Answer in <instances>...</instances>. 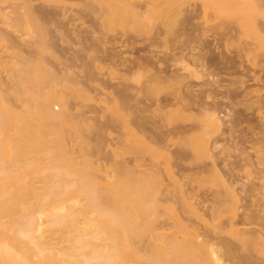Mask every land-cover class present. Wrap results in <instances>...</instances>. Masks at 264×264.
<instances>
[{
    "label": "rangeland",
    "instance_id": "1",
    "mask_svg": "<svg viewBox=\"0 0 264 264\" xmlns=\"http://www.w3.org/2000/svg\"><path fill=\"white\" fill-rule=\"evenodd\" d=\"M194 4L201 9L196 21L209 35L234 27L239 43L262 45L247 59L252 69L264 65L260 63L264 62V0H0V157L8 170L6 176L0 167V182L12 192L17 187L16 192L27 198L46 197L57 184L59 192L51 196L52 205H57L61 214L78 213V235H84L85 230L86 234L104 232L98 242L88 239L117 253L120 258L114 264H264V164L240 169L233 163L247 155L229 151L228 160L238 176L233 177L237 184L231 185L232 178L224 175L228 169L220 164L222 158L218 169L229 180L226 182L206 174L211 166L206 165L211 161L208 152L195 154L198 159L194 161L189 159L192 152L185 151L188 155H177V161V144L170 146L175 138L170 139V130L186 122L172 113L162 121L155 112L144 110L146 106L155 109L154 99L146 93L137 97V83L130 78V71L122 61H115L120 56L137 55L155 29L169 20L177 26L184 14L180 7ZM133 7L136 13L148 9L152 25H137L140 16L133 13ZM223 23L227 28L222 31ZM128 41L131 46L135 43L131 48L137 47H127ZM237 41L226 49L235 51ZM180 88L167 92L181 96ZM162 92L167 93L161 91L157 97L166 95ZM263 112L257 111L260 126L264 124ZM142 125L150 136L139 132ZM155 136L168 151H154L157 144L148 141ZM19 147L27 153L17 158ZM249 152L254 155L253 150ZM151 157L158 159L156 167L138 162ZM38 164L41 168L57 167L58 172L49 169L41 173ZM101 209L119 215L121 222H115V214L99 216ZM46 219L44 216V229L48 231ZM109 219L121 223L120 227ZM104 227L105 231L101 230ZM55 229L47 233L58 237L60 248L72 244L66 241L63 228ZM76 243L90 261L95 259L97 249L80 250L82 243ZM90 263L98 264L96 260Z\"/></svg>",
    "mask_w": 264,
    "mask_h": 264
},
{
    "label": "bare ground",
    "instance_id": "2",
    "mask_svg": "<svg viewBox=\"0 0 264 264\" xmlns=\"http://www.w3.org/2000/svg\"><path fill=\"white\" fill-rule=\"evenodd\" d=\"M138 6H140L141 8V6L143 5H138ZM181 7L180 9L179 8L178 9L180 11L182 10V12L184 13L183 14L184 16L183 15L182 16L184 18H182L181 16V20L179 19L181 23L178 24L179 26L178 25L176 26L175 23H171L170 20L169 23L165 21L164 23L165 26L162 27L159 26L157 29L154 30L155 35H153V37L150 36L152 38L149 39V43L146 42L147 45L145 46L143 45V47L140 46L141 52L138 53L137 51V55L132 54L129 57L124 56L127 59H124L122 56H120L118 59L121 60L118 59L116 60L115 58V61L117 62L122 61L120 63L125 67V69L130 71L131 74L130 78L135 80L136 81L135 83H137L135 85V88L137 90V95L136 94L135 95L137 97H141L142 95L145 96L146 93L147 97L150 96L151 99L152 98L154 99L153 101L155 102V105H157L155 109H153L155 111H153L149 106L148 107L146 106L147 108L144 107V110H148L149 112L150 111L155 112V115L157 117H160L162 121H165L167 119L166 117L170 115V113H172L178 116V119L181 120L183 119L184 121H182V123L184 122L187 123L188 120L192 122V123L190 122V124L189 123L187 124L185 123L183 125L181 124V126L178 124L180 127L171 130L168 129L170 130V134L172 133L171 134L172 137L170 136V139L173 137L176 138V141H173L175 140V138L171 140L169 139L170 142L172 141L170 143V146L172 144L173 145L177 144L176 146L178 148L175 146L176 148L174 150V152L177 153L174 154L176 156L180 155L179 157H183V155H188L184 153L185 151H189V153L191 151L193 157L189 159H193L194 161H197L198 155H196L195 157V154H200L201 152H206V153L208 152L211 161L210 164H206V165H211V166L209 167L206 174L218 177L220 181H224V182L229 181L225 178V176H228L229 179L232 178L231 180L232 184L230 182L229 183L231 185H234L237 184V182H235L236 179L234 178H237L238 176L237 173L235 172L236 168H234L232 163L228 160L229 158L231 160V157L228 156L230 154L229 151L230 152L232 151L233 153L239 152V154L247 155L245 159H241L239 162L237 161L233 163V164H238L237 167H240V169L241 168L243 169L246 166L253 165L254 167L255 165V167H257L259 164H264V124L260 126L257 123V119H258L257 111L258 109H264V65L259 66L260 67L259 69L256 67H255L256 69L255 68L252 69L250 67L251 65L249 66L248 64V59H247L252 53H255L254 55H256V52L262 48V45L260 47L259 44L254 43L253 41H249V42L243 41L240 42L241 43L240 45L236 37L239 33L237 28L231 27L232 28L231 29L230 27H228V29L230 28V30L226 32L227 26L225 28L224 23L221 24L220 26L221 30L222 28L226 29L223 33L217 32V34L214 33L215 35L214 34L209 35L207 33L208 30L205 28V26H203L201 23L196 21V19H198V17L201 14V13L199 14V12H201V9H199L197 4H194L189 8L184 7L185 9ZM140 10L137 11V13L134 11V7L132 10L134 14L136 13L137 15L140 16V20L137 22V25L140 26L152 25L151 22L152 17L148 9L142 12ZM173 19L171 18L172 22ZM228 24L229 26H232L233 23L232 24L228 23ZM262 31L264 32V29H262ZM233 32L234 33L236 32V34H234ZM171 35L173 37H171ZM133 36L135 37V35ZM145 40L143 39L142 41L145 42ZM133 41L135 42L134 39ZM137 41L139 40L137 39ZM236 41L238 42L239 46L237 47L234 46L236 47V49H234L235 51L229 52V50L226 49L227 44L230 45V43L232 44ZM127 43H126L127 47L130 48L135 44L133 43V45L131 46L132 43L130 44V41H128ZM134 47L136 48L137 46L135 45ZM133 48L131 49L133 50ZM120 54L121 53L119 52V55ZM262 61L263 60H261L260 63L264 64V62L262 63ZM120 63L119 65H121ZM200 77H204V78L207 77V78H205L204 81L202 79V82H197L196 79ZM144 78L147 81L144 80L142 82V79ZM250 81H252V83H250ZM153 86L155 87L154 92L152 88ZM180 87H182L183 90L181 92L182 95L180 94L179 91L181 89ZM146 88L148 89V91L146 90ZM178 88H179L178 90L179 94L181 96H177V93L176 94L173 93ZM170 89H173L172 93L167 92ZM161 91H166L167 93L162 92V94L165 93L166 95L164 97L160 96L159 98L157 96L161 95L159 94V92ZM152 95L153 97H151ZM150 98L147 99L150 100ZM153 101L151 103L152 106L154 104ZM141 103L144 102L142 101ZM260 116L263 117L262 115ZM244 123H246L247 125L244 126L243 125ZM143 127L144 125H142V127H139L140 128L139 132H141L142 134H146L145 128ZM156 127L157 125L154 124V128ZM157 128H159V126ZM147 130L151 131L154 134V132L151 129L147 128ZM2 135L6 136L5 138L7 139L6 133L2 132L1 136ZM146 135L150 136L149 134ZM156 137L157 136H155L156 141L154 140V138H152L151 141L147 140L148 142H150V144L152 143L157 144V149H154V151L157 152L159 150L162 153L164 152V150L168 151L166 147L160 144L159 141L160 139L158 140L156 139ZM10 139L9 142H11ZM34 145L37 146L38 144L35 142ZM36 146H33L32 148L34 149L36 148ZM222 147L224 150L222 149ZM250 150L254 151L255 156L249 152ZM223 152L224 154L226 153V155H223ZM15 153H16V157L20 158L21 156H24L27 153V151L25 148L19 147V149L16 150ZM219 153H221L222 155ZM233 156L235 155H232V157ZM236 157L237 156H235L234 159H236ZM255 157L257 158V160ZM219 158H222L223 160V161L221 160L222 162H220V164L222 163L224 167L228 169L227 173L224 174L225 176L222 174L223 171L220 172V170L218 169ZM29 160L32 163L36 162L33 158H29ZM176 160L178 161V156ZM138 162L140 163L143 162L144 167L146 166L145 162H149L151 165L153 164L152 167L153 166L156 167V165L159 164L158 159L156 157L153 158L151 157L148 159V161L139 158ZM239 163H241L240 166ZM39 164L42 165V163ZM39 164L37 165V167L39 168V170L41 169V173L42 171H46V170L49 171V169H51L52 172H56L58 170L57 167L49 168L51 167L49 165H48L49 167H45L43 165L45 168H41L40 167L41 165ZM3 165H4L3 160L0 157V167L2 169V173L4 172L3 174L6 175L5 172L8 173V170L5 169ZM152 167L150 166V168ZM2 176L3 175H1V177ZM23 182L25 183V181ZM22 187H23V183H22ZM34 188L36 189V187ZM16 189L18 190L17 187ZM31 189L33 188H30V191ZM60 189L62 190V188ZM63 190L65 192L66 187L65 189L63 187ZM14 191L15 189L13 190V192L9 191V189L7 188V184L0 182V264H91L90 262H92L93 260H96L98 264H114L120 258L117 253H112V251H107L104 247H101V245H99L100 247L99 246L97 247L95 243H93L94 240L96 241L97 239L101 240L100 237L104 236V232H100V231L99 233L95 232L94 233L95 237H94L93 233L86 234L87 230H85L86 232H84L85 233L84 235H78L77 232H79V229L76 227L77 224L80 225L79 222H77V220H79L77 219L78 213L70 210L66 214H61L60 212L57 211L59 207L57 208V205L56 206L52 205L54 199L51 197V196H55L57 192H59V186H57V184L56 187L53 186L49 190V192L47 191L48 195L46 197L33 195V197L27 198L24 195H22L20 191L18 192L15 191L16 193ZM242 191H246V188L245 190L243 189ZM9 192L10 194L14 193L12 194L14 196L10 195ZM92 192L93 191L91 190V195L92 197H94L93 196L94 192L93 193ZM50 201L51 203L48 204V202ZM62 208H60V210ZM99 211H98V215L101 214L103 218L106 216L107 218H109L110 216H113V214H115L112 213L111 210L110 213L109 211L107 212V210H103V209ZM87 215H85V217ZM44 216L45 217L47 216L46 223L49 229L48 231L44 229V227L46 226L44 225L45 224ZM118 216L119 215L113 217L116 219L117 218L120 219V217ZM116 219H114L115 222L116 221L121 222V219L120 220H116ZM110 221L113 222L114 225H119L120 227L121 223L115 224L113 220L109 219V222ZM91 222L94 223L92 220ZM81 226L83 227V225ZM98 226L101 225L99 224ZM57 227L59 228L57 229ZM55 228L57 230L63 228L61 232L67 235V240L66 239L65 240L72 244L70 245L68 242L64 241L68 243L69 246H65V247L63 246L60 248L58 246L60 242L59 243L57 242L58 237H55L54 233L50 234ZM88 229L90 230V228ZM102 229L104 230L105 227L101 228V230ZM59 231H57V233ZM47 232L50 233L48 234ZM81 232H83V230ZM74 233H77V236L74 237L73 235ZM92 237L96 239L93 240ZM88 238L90 239L92 238L93 242ZM75 242H77L76 243L77 245L82 243L80 250L86 248L90 249V247H92L94 251L97 249L95 251V259L92 258L93 260L91 259L90 261V258L88 259V256H86V254L81 253L78 250L79 248L75 247L74 245ZM115 244L116 243H114V245ZM72 245H74L73 247H75V249H73ZM116 246H118V244H116ZM89 256L91 257V255Z\"/></svg>",
    "mask_w": 264,
    "mask_h": 264
}]
</instances>
